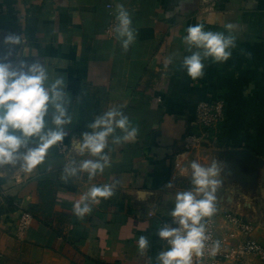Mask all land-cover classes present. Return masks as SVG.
<instances>
[{"label":"crops","instance_id":"obj_1","mask_svg":"<svg viewBox=\"0 0 264 264\" xmlns=\"http://www.w3.org/2000/svg\"><path fill=\"white\" fill-rule=\"evenodd\" d=\"M0 1V59L41 63L49 83L62 78L72 116L63 143L32 172L19 163L0 168V264H158L164 245L157 231L175 193L192 187L193 160L207 166L209 148H246L264 161V0ZM117 5L129 11L136 31L127 51L113 31ZM197 23L221 32L232 23L236 48L225 63L204 61L203 77L192 80L182 67L191 54L182 37ZM9 34L21 36L22 45H5ZM169 56L173 62L166 64ZM217 97L226 106L219 138L187 147L183 137L199 130L195 103ZM110 108L129 116L139 130L135 140L114 144L109 137L102 174L63 180L69 160L96 159L78 153L75 140ZM231 161L234 172L225 171L217 212L206 220L218 233L236 230L226 217L236 213L249 225L247 232L236 230L238 238L264 245V165ZM169 182L174 188L165 187ZM105 184L113 185V196L90 202L92 211L78 218L73 205L92 186ZM23 211L31 219L20 230ZM141 235L149 240L143 255ZM220 264L264 261L245 256L241 263Z\"/></svg>","mask_w":264,"mask_h":264},{"label":"clouds","instance_id":"obj_2","mask_svg":"<svg viewBox=\"0 0 264 264\" xmlns=\"http://www.w3.org/2000/svg\"><path fill=\"white\" fill-rule=\"evenodd\" d=\"M234 28L232 23L225 25L226 32L205 30L202 23L187 27L182 40L191 54L183 58L182 67L188 77L202 78L204 61L208 59L225 63L231 58L236 48ZM113 31L121 48L127 51L136 38V31L123 5H117ZM3 43L15 46L23 42L21 36L9 34ZM172 62L173 56H169L166 64ZM69 102L63 79L58 77L49 83L48 70L41 63L27 64L18 60L14 65L6 57L0 59V168L19 163L22 171L30 173L41 165L49 150L65 140L66 126L72 123ZM87 128L91 131L83 132L74 147L81 155L87 153L96 159L79 163L69 160L62 176L65 181L81 172H86L89 180L102 174L109 166L105 152L109 137L112 143L121 144L135 140L139 131L129 116L116 108L97 115ZM117 130L122 135H115ZM226 168L225 162L217 156L207 166L195 160L190 163L192 187L175 193L174 207L169 212L176 226L165 224L157 231V236L168 245L157 254L158 264H193L194 257H203L206 248L211 247L212 255L219 250L220 242L212 240L206 218L217 212L216 193L223 183ZM165 187L171 189L174 185L169 182ZM113 194V185H94L73 205V212L83 218L92 211L90 202L108 199ZM137 245L143 255L149 248L148 238L141 235Z\"/></svg>","mask_w":264,"mask_h":264},{"label":"built area","instance_id":"obj_3","mask_svg":"<svg viewBox=\"0 0 264 264\" xmlns=\"http://www.w3.org/2000/svg\"><path fill=\"white\" fill-rule=\"evenodd\" d=\"M1 12V1H0ZM225 101L217 97L213 99H201L195 103V122L199 128L197 132L187 133L183 141L187 147L198 148L204 143L212 144L217 141L221 131V123L225 117ZM226 217L241 232L249 231L248 223L242 217L233 212H227ZM31 219L28 211H23L19 220L21 230ZM212 220H207V230L213 241H219V250L215 255L211 254V247L206 248L205 254L201 258H195L193 264H220L227 260L241 263L245 256H252L258 261H264V245L253 237L239 239L236 230L229 229L223 233H218L213 226ZM175 227L172 218L169 216L160 223ZM161 240V239H160ZM164 250L168 247L165 241L161 240ZM211 243V241L209 242Z\"/></svg>","mask_w":264,"mask_h":264},{"label":"water","instance_id":"obj_4","mask_svg":"<svg viewBox=\"0 0 264 264\" xmlns=\"http://www.w3.org/2000/svg\"><path fill=\"white\" fill-rule=\"evenodd\" d=\"M208 152L212 155V157L217 156L220 160H223L227 165L226 170H230L231 173L234 172V161L233 158H242L244 160H253L256 167L261 164L264 165V161L253 155L246 148H228V149H217V148H209Z\"/></svg>","mask_w":264,"mask_h":264},{"label":"trees","instance_id":"obj_5","mask_svg":"<svg viewBox=\"0 0 264 264\" xmlns=\"http://www.w3.org/2000/svg\"><path fill=\"white\" fill-rule=\"evenodd\" d=\"M6 200L8 201V203L10 204L11 203V201H12V199H11V197H7L6 198ZM10 209H12L13 207L12 206H8ZM0 211H2V207H1V205H0Z\"/></svg>","mask_w":264,"mask_h":264}]
</instances>
